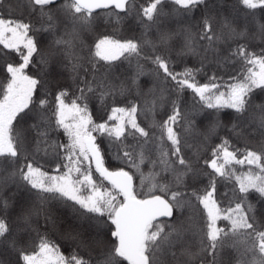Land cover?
I'll list each match as a JSON object with an SVG mask.
<instances>
[{
    "label": "snow or ice",
    "instance_id": "1",
    "mask_svg": "<svg viewBox=\"0 0 264 264\" xmlns=\"http://www.w3.org/2000/svg\"><path fill=\"white\" fill-rule=\"evenodd\" d=\"M27 3L39 27L12 17L10 8L7 17L0 12V193L14 186L30 196L14 226L0 217V264H227L225 248L239 253L237 264H264V211L258 217L250 202L256 196L264 204V103L252 100L256 89L264 92V50L258 54L237 43L219 58L221 65L240 64L238 73L229 75L231 82L223 85L218 83L223 77L215 73L208 82H199L196 77L203 68L176 72L170 56L173 40L181 42L178 55H197L198 49L207 52L225 35L246 40L247 27L237 31L225 18L218 31L209 0H148L139 7L134 0H62L58 7V0ZM168 4L173 8L166 13ZM239 4L253 16L258 9L264 11V0ZM198 9L203 11L196 25L177 31L159 27L166 15L190 17ZM98 10H107L116 23L124 18L121 13H134L144 28L142 37L101 35L86 45L83 36L96 25ZM153 28L155 41L145 38ZM41 33L51 40L42 43ZM259 34L264 38V24ZM121 58H135L137 73L117 85L112 65ZM141 59L154 66L147 91L139 83L145 75ZM65 72L72 85L57 78ZM187 90L199 98L198 107L182 104ZM133 92L145 98L143 105L130 98ZM173 93L170 113L151 126L159 136L150 134L138 115L154 112ZM117 97L124 98L123 105ZM92 98L99 100L106 119L93 118ZM224 109L235 113L236 137L243 138L250 129L249 135L260 136L259 148L241 152L223 138L201 167L199 150L193 160L184 149L191 147L193 135H201L205 143L215 135ZM60 133L66 143L53 139ZM98 137L108 141L115 160L135 172L106 167ZM146 162L151 165L148 173L141 167ZM46 164L55 165L54 174ZM245 164L248 171L240 174L233 167ZM202 176L207 183L196 187ZM221 180L233 182L231 194H223L227 206L217 195ZM10 199L0 196V211H7ZM51 202L71 207L76 226L59 225ZM50 230L72 243L68 254L49 237Z\"/></svg>",
    "mask_w": 264,
    "mask_h": 264
},
{
    "label": "trees",
    "instance_id": "2",
    "mask_svg": "<svg viewBox=\"0 0 264 264\" xmlns=\"http://www.w3.org/2000/svg\"><path fill=\"white\" fill-rule=\"evenodd\" d=\"M61 2L62 1L58 2L57 7ZM4 3L5 7L0 8V12H3L6 17L9 15L8 9L10 8L12 17L25 21H31L32 23L36 24L37 27H39V21L37 17L34 14H29L30 10L28 7L27 0H4ZM134 3L137 5V7H139L140 5L146 6L148 0H134ZM209 6L211 8L212 14L217 19L218 31L220 30V24L226 18L232 23V25L237 29V31H241L242 29L247 27V39H229L227 38V35H225V38L221 42L214 45V47L212 49H209L207 52L198 49L197 55H178V52L180 51L181 42L179 40H173L170 43L171 63L176 72H182L186 67L203 68V71H201L196 77L197 80L201 83L208 82V77L215 73L217 76L223 77V80L218 81V83H221L223 85L231 82L229 80V75H236L240 69V64L239 62H236L235 64L229 63L227 65H221L218 63L219 58L228 55L230 49H234L237 43L247 44L249 51L258 54L262 50H264V38H262L259 34V25L264 24V11L258 9L256 10L255 15L253 16L247 13L242 8V6L239 4V0H209ZM172 8L173 5H166L165 12H170ZM202 11L203 9H198L193 14H191L190 17L166 15L161 18L159 27L161 30L165 31H177L184 26L196 25L198 24L201 18ZM106 12L107 10L100 11V17L97 20V23L94 28L90 32L84 34L83 39L86 45L93 44L94 41L101 35H110L117 39H140L142 37V34L144 33V28L139 23V20L134 13L129 14L127 16L121 13V16L124 18L119 23H116L115 18L108 17L106 15ZM224 31L225 33L227 32L226 29ZM38 38L41 39L42 43H47L51 40V37L48 36L47 33H41ZM145 38L155 41L157 38L156 28H153L151 31H149ZM140 64L143 65L145 75L139 77V83L141 88L144 89V91H147V86L153 82L152 73L154 72V66L150 62H147L143 59L140 60ZM136 73L137 60L135 58H132L131 60H124L123 58H121L120 60L113 62L112 82L118 85L121 81H129L133 76L136 75ZM57 78L61 81L62 84L72 85V80L67 72L63 73V75H60ZM221 90H225V88L222 87ZM71 91H75L74 86L71 88ZM130 98L136 99L137 102L141 105H143V100L145 99L141 97H136L135 92H133V95ZM146 98L149 100L151 99L150 96ZM175 98V94H171L169 96V100L166 101L162 106L158 105L154 112L150 113L141 111L138 115V122L141 124L142 127L148 129L150 131V134L155 133L156 136H159L158 129L153 128L151 126L153 125V123H159L162 122V120L166 119V114L170 113L171 111L170 100ZM116 99L120 103V105H123L124 98L117 97ZM198 99V97L194 98L191 90H187L183 94L181 101L185 107L190 108L193 106V104H196L197 107L199 106ZM252 100L254 104L264 103V92H261L260 89H256L253 93ZM110 103L111 101H109V104ZM89 108L92 111L94 119L99 121L101 115H104V118L106 119L105 109L101 107V104L98 99L92 98L89 102ZM234 117L235 113L232 110H222L219 114L221 126L217 129L216 134L213 135L206 143L203 141V137L201 135L197 134L189 137V144L191 145V147L184 149V151L190 158L195 160L196 156L194 155V153L199 150V155L201 158L199 166L202 167L203 160L207 159L210 156L211 148L214 147L216 144L220 143L221 139L223 138L229 139L230 142L236 148H239L241 150V152L244 151L245 147L251 149H258V142L260 141V136L258 134L249 135L248 132L250 131V129H245L244 137L237 138L236 135L232 132V125L236 123ZM210 119H215V117L213 116ZM207 123H209V121H205V125ZM203 131V127L199 128V132L202 133ZM57 138L61 142H67V138L62 133L53 135V139ZM98 143H100V146L102 148L106 167H108L110 170H114L119 167H124L126 170L135 172L134 169H129L127 165L122 164L121 162L113 158V152L109 149L108 141L106 139L98 137ZM149 147H152V145L150 144ZM40 156L43 157V153H41ZM151 158H156L155 152H153ZM239 158H242V156H240ZM44 159H51V157H45ZM44 159L41 160V163H44ZM54 167V164L45 165V169L53 174ZM141 167L145 173H148V171L151 169V165L147 162ZM233 167L237 170V173L240 174L248 171L249 166L245 164L233 165ZM95 176L96 174L94 173V177ZM104 183L105 187H110L107 182ZM135 183L137 187H139L140 178L138 174L135 176ZM189 183L191 184L190 180ZM206 183L207 178L202 176L200 178V182L197 183L195 186L203 187V185ZM232 187L233 182L230 181L221 180L218 183L217 195L218 197L224 200L222 206H227V200L223 197V194L225 192L231 194ZM0 196L5 199L11 198L9 200L10 207L7 209L6 212L0 211V217L5 218L10 224H13L14 226V221L16 220V217L20 212L21 205L26 206L28 203H30V196L25 190L21 189L18 191L14 186H11L4 190V192L0 193ZM250 202L256 206L257 215L259 217L260 213L264 211V204L259 203L256 196H253ZM49 208L52 212V215L57 220L58 224L62 225L64 228H67L69 224L76 226V224L78 223V221H76L75 219L76 214L68 205L60 204L57 202H51L49 204ZM188 214L189 213L186 211L185 216H187ZM40 222L42 224L43 220L41 219ZM225 223L223 221L220 222L221 226H224ZM48 235L52 240H54L57 244L60 245L61 251H63L65 254H68L72 250V243L62 238V236L60 235V231L50 230ZM81 254L86 255V253H84L83 251L81 252ZM93 255H95V253H93ZM238 256L239 253L236 252L235 249H224L223 258L225 259L227 264H237ZM13 259H15L14 256Z\"/></svg>",
    "mask_w": 264,
    "mask_h": 264
},
{
    "label": "water",
    "instance_id": "3",
    "mask_svg": "<svg viewBox=\"0 0 264 264\" xmlns=\"http://www.w3.org/2000/svg\"><path fill=\"white\" fill-rule=\"evenodd\" d=\"M59 1H62V0H58V2H59ZM98 11H100V10H98Z\"/></svg>",
    "mask_w": 264,
    "mask_h": 264
},
{
    "label": "rangeland",
    "instance_id": "4",
    "mask_svg": "<svg viewBox=\"0 0 264 264\" xmlns=\"http://www.w3.org/2000/svg\"><path fill=\"white\" fill-rule=\"evenodd\" d=\"M225 223V222H224Z\"/></svg>",
    "mask_w": 264,
    "mask_h": 264
}]
</instances>
